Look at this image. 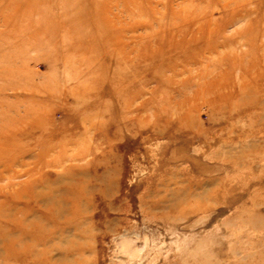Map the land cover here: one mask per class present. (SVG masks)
Wrapping results in <instances>:
<instances>
[{"label": "rangeland", "instance_id": "374dc122", "mask_svg": "<svg viewBox=\"0 0 264 264\" xmlns=\"http://www.w3.org/2000/svg\"><path fill=\"white\" fill-rule=\"evenodd\" d=\"M0 264H264V0H0Z\"/></svg>", "mask_w": 264, "mask_h": 264}, {"label": "bare ground", "instance_id": "6f19581e", "mask_svg": "<svg viewBox=\"0 0 264 264\" xmlns=\"http://www.w3.org/2000/svg\"><path fill=\"white\" fill-rule=\"evenodd\" d=\"M181 172V171H180ZM183 176V175H182Z\"/></svg>", "mask_w": 264, "mask_h": 264}]
</instances>
